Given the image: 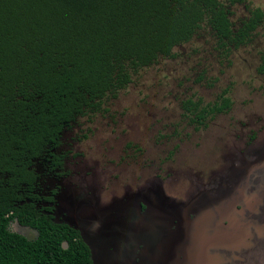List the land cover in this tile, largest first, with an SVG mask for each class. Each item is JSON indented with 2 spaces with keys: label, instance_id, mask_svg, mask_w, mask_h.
I'll return each mask as SVG.
<instances>
[{
  "label": "rangeland",
  "instance_id": "1",
  "mask_svg": "<svg viewBox=\"0 0 264 264\" xmlns=\"http://www.w3.org/2000/svg\"><path fill=\"white\" fill-rule=\"evenodd\" d=\"M246 3L264 11V0ZM232 11L234 22L247 15L243 4ZM263 48L264 23L250 43L227 55L202 26L174 48L173 57H160L133 74L126 88L106 98L105 110L65 128L60 147L67 152L65 174L58 180L38 165L39 187L58 186L62 204L76 212L81 200L87 201L82 211L94 213V222L84 226L95 232L98 243L100 236L113 240L116 233L118 226L106 223L125 224L151 214L154 220L161 213L195 238L204 232L220 244L229 236L232 264H261L264 241H258L257 232L263 235V230L240 220L241 214L251 217L259 209L258 180L264 177V76L256 70ZM225 87L232 100L229 111L195 127L182 109L183 100L212 102ZM228 215L232 226L224 224ZM69 219L78 222L77 215ZM12 228L22 231L17 223ZM159 234L157 225L146 239L154 244Z\"/></svg>",
  "mask_w": 264,
  "mask_h": 264
},
{
  "label": "trees",
  "instance_id": "2",
  "mask_svg": "<svg viewBox=\"0 0 264 264\" xmlns=\"http://www.w3.org/2000/svg\"><path fill=\"white\" fill-rule=\"evenodd\" d=\"M236 4L247 15L234 22ZM263 23L264 11L246 0H0V264H93L77 229L27 201L41 175L36 167L65 174L64 129L105 110L133 74L173 57L202 26L227 55ZM256 70L264 76V48ZM231 105L225 87L212 102L183 100L182 109L200 127ZM12 221L37 236L13 231Z\"/></svg>",
  "mask_w": 264,
  "mask_h": 264
},
{
  "label": "water",
  "instance_id": "3",
  "mask_svg": "<svg viewBox=\"0 0 264 264\" xmlns=\"http://www.w3.org/2000/svg\"><path fill=\"white\" fill-rule=\"evenodd\" d=\"M152 216V214L149 218L146 215L135 216L132 222L130 219L125 224L118 221L106 223L116 224L119 235L128 237L127 234H130L132 238L123 239L120 245L115 243L105 247L104 253L96 250L97 243L85 236L86 229L82 230L81 225L71 222L68 225L81 232L83 240L91 250L93 264H232L233 250L229 236L219 239L220 244L210 237L203 236L204 232L195 238L194 232L180 226V222L178 225H172L161 213L155 214L154 220ZM205 217L208 218L207 214ZM89 222L90 220L86 221ZM157 225L160 226L163 235L159 234V240L152 244L146 237L154 227L157 228ZM139 244L142 245L139 252L141 257L136 260L134 252L137 251ZM66 246L67 243H64V247ZM114 246L119 248L115 250Z\"/></svg>",
  "mask_w": 264,
  "mask_h": 264
},
{
  "label": "flooded vegetation",
  "instance_id": "4",
  "mask_svg": "<svg viewBox=\"0 0 264 264\" xmlns=\"http://www.w3.org/2000/svg\"><path fill=\"white\" fill-rule=\"evenodd\" d=\"M54 176L58 180L61 178V176L60 177H57L56 175H54ZM258 182H260V187L257 188L256 201H257V204L259 206V209L251 217L246 216V215H244V217H243V214H241L242 216H241L240 222H242L243 225H252V226H257V227L261 228L263 230V235H262V231L257 232L258 241L260 242V241H264V177H261L258 180ZM37 183H38L37 189L33 190L32 193H30V195H32L33 198L31 200L27 199V201L35 204L34 207L36 210L39 211V214L41 212L42 214L46 215L48 218L52 219L53 222H55L57 224H61V225L62 224L68 225V223H70L69 218L72 217V214H73V216L77 215L78 222L76 221L77 223L76 222L75 223L78 225H81L82 230L86 228L85 226L94 222V213H91V212L88 213L87 211H82L83 205L89 206L87 201L81 200L82 201L80 203L81 207L78 208L77 212H76V208L73 209L68 203L65 202V204H62L63 202L59 197V187L58 186L46 190L45 188L39 187L40 178H38ZM138 192L139 191H137L133 194H138ZM253 198L255 199L254 196H253ZM20 203H23V202L21 201ZM245 208H247V205H245ZM100 209H101V206L99 207L98 212L100 211ZM242 210H243V207H242ZM248 210H249V207H248ZM202 217H205V215H202ZM84 218H89L90 222L86 223L87 220H84ZM226 218H227V220L224 221V224H226L228 226H232L233 225L232 223H234L232 217L228 215V216H226ZM243 219H245L247 222L244 223L245 220L242 221ZM254 221H255V223L253 224L252 222H254ZM13 223H17L22 228V231L18 232V231L13 230V228H12ZM235 224H237V223H235ZM10 228L13 231L18 232V233L24 235L25 237H27L29 239H33L37 236V231L34 228L27 226V225H22L16 221H12L10 223ZM106 229H107V227H106ZM79 233L81 235L80 231H79ZM94 233L95 232L90 230V229L85 230V236L87 238H89L90 240H92L94 243H97V249L96 250L100 253H104V250H106L104 248L106 246H111L112 244H115V243L120 245L123 242V239L128 240V239L132 238V235H130V234H127L128 237H125L126 235L121 236L116 231V233L113 234V237H112L113 240L112 239L110 240L109 239L110 237L107 236L108 234H106L105 232H102V234L106 235L107 237L100 236V238H99L100 242L98 243L96 241L97 239H94V237L96 235ZM227 234H229V232H227ZM260 249H261V253H262V256L260 257V263L264 264V244H262ZM140 250H141V247H140ZM134 254H135L134 259H136V260H138L141 257V255L137 254V251H135Z\"/></svg>",
  "mask_w": 264,
  "mask_h": 264
}]
</instances>
